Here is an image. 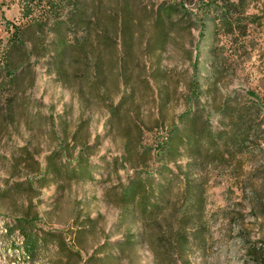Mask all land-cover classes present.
Segmentation results:
<instances>
[{"label":"rangeland","instance_id":"rangeland-1","mask_svg":"<svg viewBox=\"0 0 264 264\" xmlns=\"http://www.w3.org/2000/svg\"><path fill=\"white\" fill-rule=\"evenodd\" d=\"M81 12L85 29L71 21ZM65 47L71 60L57 74ZM109 105H120L121 129ZM189 110L222 138L217 152L179 160L206 198L181 256L177 243L144 242L116 193L140 163L125 161L124 136L140 125L155 146ZM55 153L87 156L95 179L46 183ZM14 181L24 184L0 197V264H66L56 242L33 260L7 231L30 201L38 229L66 236L82 264H158L157 254L164 264H264V0H0V190Z\"/></svg>","mask_w":264,"mask_h":264},{"label":"trees","instance_id":"trees-1","mask_svg":"<svg viewBox=\"0 0 264 264\" xmlns=\"http://www.w3.org/2000/svg\"><path fill=\"white\" fill-rule=\"evenodd\" d=\"M166 10L169 11L168 8ZM71 21L77 28H86L83 12ZM223 21L225 24L229 23L226 17ZM87 35L90 34L85 32L82 39H78L77 42L86 41ZM83 44H78L82 46V50L86 49ZM56 56L54 69L57 74H60L59 69H62V66L59 65V61L64 59L70 62L71 57L66 47ZM103 66V59L97 58L96 69H103ZM119 107L120 105L108 106L112 113L110 124L117 129H121L120 118L116 115ZM134 129L140 131L135 137L130 134L124 136V159L126 161L128 156L136 154L140 163L135 165L133 177L126 184H122L116 193L117 202L127 212L136 213L146 232L143 237L144 242L148 244L177 243L182 256L186 251L190 235L203 225L206 198L204 191L199 190L200 187L192 181L190 172L183 171L179 160L187 155L196 161L205 153L209 154V151L217 152L222 137L212 129L208 119L204 121L200 112L192 110L180 115L178 122L168 127L155 146L143 143L140 125L134 126ZM151 161L157 164L155 168ZM121 164L124 166L123 159ZM171 164L176 166L177 171L173 170ZM97 168L98 165L92 163L85 155L77 157L73 164L62 161L55 153L49 157L46 167L41 170L40 178H43L46 183L54 178L92 181L95 179ZM26 182L33 187V179L28 178ZM23 184L22 181H14L10 186L0 190V197L15 192ZM177 195H180L178 199ZM33 206V202L30 201L28 207L17 214L14 224L7 228L9 233L15 230L20 232L26 255L34 260L41 248L46 249L51 242H56V253L62 261L65 260L66 264H82V251L75 247V244L70 246L66 236L55 232H42L38 229L37 222L40 218L39 214L33 210ZM126 242L134 244L132 240ZM164 251L167 253V259L171 257V249L166 245H164ZM165 260L157 254L158 264H164Z\"/></svg>","mask_w":264,"mask_h":264}]
</instances>
